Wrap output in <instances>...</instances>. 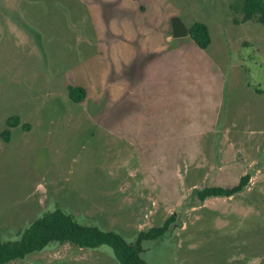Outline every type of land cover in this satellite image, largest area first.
<instances>
[{
  "label": "rangeland",
  "instance_id": "rangeland-1",
  "mask_svg": "<svg viewBox=\"0 0 264 264\" xmlns=\"http://www.w3.org/2000/svg\"><path fill=\"white\" fill-rule=\"evenodd\" d=\"M235 2L0 0V243L58 209L129 244L175 215L148 264H264V27ZM175 18L211 45L175 38ZM8 264L119 262L53 242Z\"/></svg>",
  "mask_w": 264,
  "mask_h": 264
},
{
  "label": "trees",
  "instance_id": "trees-1",
  "mask_svg": "<svg viewBox=\"0 0 264 264\" xmlns=\"http://www.w3.org/2000/svg\"><path fill=\"white\" fill-rule=\"evenodd\" d=\"M231 9L240 13L244 23L255 21L264 27V0H236ZM189 36L196 45L207 49L211 43L209 27L202 22H196L189 27ZM70 99L74 103H81L86 99L87 92L84 88L70 86L68 88ZM9 128L22 125L24 130H29V124H22L20 117L14 116L8 120ZM1 137L8 142L11 131L6 129ZM250 175L243 176L238 184L231 188L209 186L197 192V198L204 203L210 198H230L245 190L249 183ZM175 221V215L169 217L161 226L153 227L139 234L135 244H129L120 234L104 231L98 227L82 225L70 215L61 210H55L36 220L28 229L21 233V238L14 242L0 243V264H8L15 260H23L28 255L44 250L53 242L59 244L69 243L79 248L95 249L99 246H109L119 264H148L141 256L145 242L156 241L167 234Z\"/></svg>",
  "mask_w": 264,
  "mask_h": 264
},
{
  "label": "water",
  "instance_id": "water-1",
  "mask_svg": "<svg viewBox=\"0 0 264 264\" xmlns=\"http://www.w3.org/2000/svg\"><path fill=\"white\" fill-rule=\"evenodd\" d=\"M173 36L175 38H182L189 36V28L178 18L172 21Z\"/></svg>",
  "mask_w": 264,
  "mask_h": 264
}]
</instances>
